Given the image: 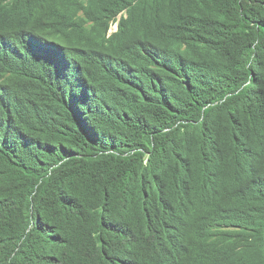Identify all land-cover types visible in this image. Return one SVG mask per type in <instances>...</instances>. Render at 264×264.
I'll return each mask as SVG.
<instances>
[{"label":"trees","instance_id":"trees-1","mask_svg":"<svg viewBox=\"0 0 264 264\" xmlns=\"http://www.w3.org/2000/svg\"><path fill=\"white\" fill-rule=\"evenodd\" d=\"M0 264H264V0H0Z\"/></svg>","mask_w":264,"mask_h":264},{"label":"water","instance_id":"water-1","mask_svg":"<svg viewBox=\"0 0 264 264\" xmlns=\"http://www.w3.org/2000/svg\"><path fill=\"white\" fill-rule=\"evenodd\" d=\"M246 84H249V81H247L244 85H246ZM244 85H242L240 88H238L237 90H235L234 92H230V93H228V94H226L223 98H221L220 100H218L217 102H222L224 99H226L227 97H229V96H231V95H233V94H237V93H239L240 91H241V89L244 87ZM216 103V102H215ZM202 118V117H201ZM176 124H178V123H176ZM133 153V151L132 152H130V153H125V154H123V155H125V156H127V155H130V154H132Z\"/></svg>","mask_w":264,"mask_h":264},{"label":"rangeland","instance_id":"rangeland-1","mask_svg":"<svg viewBox=\"0 0 264 264\" xmlns=\"http://www.w3.org/2000/svg\"><path fill=\"white\" fill-rule=\"evenodd\" d=\"M115 28H116V25L115 24H112L111 25V30L113 31Z\"/></svg>","mask_w":264,"mask_h":264},{"label":"clouds","instance_id":"clouds-1","mask_svg":"<svg viewBox=\"0 0 264 264\" xmlns=\"http://www.w3.org/2000/svg\"><path fill=\"white\" fill-rule=\"evenodd\" d=\"M113 24H115V25H116V28H117V22H115V23H113ZM116 28H115L113 31H115ZM111 31H112V30H111V27H110L109 32H111Z\"/></svg>","mask_w":264,"mask_h":264}]
</instances>
